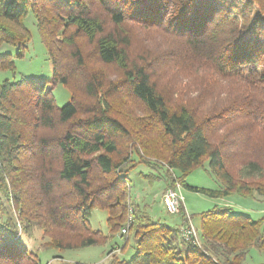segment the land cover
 Segmentation results:
<instances>
[{"label":"trees","instance_id":"1","mask_svg":"<svg viewBox=\"0 0 264 264\" xmlns=\"http://www.w3.org/2000/svg\"><path fill=\"white\" fill-rule=\"evenodd\" d=\"M30 12L53 77L0 80V264H42L24 238L38 229L58 250L132 235L134 255L112 248L108 264H244L264 250V218L204 211L200 243L183 234L184 211L171 225L136 204L128 179L144 163L166 188L264 195V0H0V46L17 48L1 71L29 48ZM138 24L154 33L139 51ZM207 161L219 189L186 181ZM95 208L109 234L92 226Z\"/></svg>","mask_w":264,"mask_h":264},{"label":"rangeland","instance_id":"2","mask_svg":"<svg viewBox=\"0 0 264 264\" xmlns=\"http://www.w3.org/2000/svg\"><path fill=\"white\" fill-rule=\"evenodd\" d=\"M25 24L31 31L32 39L29 48L22 58H16L15 72L10 70H0V80L9 78L12 80H20L22 77L34 79L51 80L53 77V65L47 53V50L40 37L34 14L30 12L25 18ZM139 24L133 26L134 45L142 50L144 42L149 43V39L153 38L154 33L142 29ZM142 26V25H141ZM153 35V36H151ZM17 48L11 44L0 46V55L7 52L16 54ZM115 75V72H111ZM52 86H49V89ZM53 95L58 106H63L71 100V92L64 84L58 83L53 88ZM127 102H133L128 98ZM127 105V103H126ZM137 159V156H135ZM163 170L153 168L144 163H138L128 175L130 183L131 198L144 211H146L153 219H159L171 225H180L183 221L182 211L185 212V220L183 223L187 225L189 220L195 226L198 235V241L201 243L200 237V214L204 211L214 209L215 207H231L233 213H244L254 219L264 218V195L255 194L253 197H245L240 194H232L229 197H211L202 192H198L175 182V185L166 188L167 181L163 177H158V173ZM186 181L190 185L219 189L221 188L220 180L215 176L209 167L208 161L205 166L195 168L187 177ZM178 185L181 189L183 202L180 210L176 213H169L163 202V195L168 189H177ZM108 211L106 209L95 208L92 211L90 222L96 229H100L105 234H109L107 225ZM193 217V218H192ZM31 249L35 250L42 264H67L73 262H81L86 264H108L109 252L112 248L121 247L123 257L130 259L134 255V239L131 235L127 244L125 236L121 234L115 235L103 245H91L82 248L58 250L55 248H46L42 246V232L36 230L34 238H28ZM123 248V250H122ZM124 251V252H122ZM264 263V250L253 247L248 252L244 264H261Z\"/></svg>","mask_w":264,"mask_h":264},{"label":"built area","instance_id":"3","mask_svg":"<svg viewBox=\"0 0 264 264\" xmlns=\"http://www.w3.org/2000/svg\"><path fill=\"white\" fill-rule=\"evenodd\" d=\"M163 202L166 210L169 213H176L180 210L182 206L181 202H183V197L179 185L177 189H168L165 192V194L163 195ZM190 221L191 219L189 220L187 225H182L181 230L183 234L187 237V239L194 238L195 240H198V235L195 226L192 223L190 224ZM122 231L125 232L126 229H123Z\"/></svg>","mask_w":264,"mask_h":264},{"label":"crops","instance_id":"4","mask_svg":"<svg viewBox=\"0 0 264 264\" xmlns=\"http://www.w3.org/2000/svg\"><path fill=\"white\" fill-rule=\"evenodd\" d=\"M115 252H117V253H119L120 252V250L118 249V247H117V249L116 250H114ZM110 254V253H109ZM108 254V255H109ZM109 257V259H110V256H108Z\"/></svg>","mask_w":264,"mask_h":264}]
</instances>
